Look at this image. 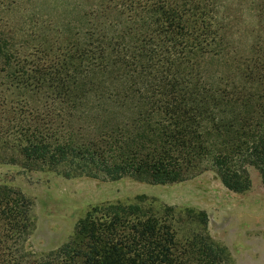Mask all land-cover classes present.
Listing matches in <instances>:
<instances>
[{
  "label": "trees",
  "instance_id": "obj_1",
  "mask_svg": "<svg viewBox=\"0 0 264 264\" xmlns=\"http://www.w3.org/2000/svg\"><path fill=\"white\" fill-rule=\"evenodd\" d=\"M218 7L79 0L75 18L0 30V162L151 184L211 170L234 193L254 167L264 186V2L243 54ZM34 227L31 202L0 186V264H228L205 213L145 197L91 207L39 258L24 249Z\"/></svg>",
  "mask_w": 264,
  "mask_h": 264
},
{
  "label": "rangeland",
  "instance_id": "obj_2",
  "mask_svg": "<svg viewBox=\"0 0 264 264\" xmlns=\"http://www.w3.org/2000/svg\"><path fill=\"white\" fill-rule=\"evenodd\" d=\"M78 2L0 0V30L18 33L33 29L45 17L75 18ZM218 2L217 21L223 25L227 41L239 53H245L258 29V4L264 0ZM207 69L210 78L216 67L208 65ZM247 170L250 187L243 193H234L211 170L179 183L151 184L132 178L109 181L67 177L0 162V186L19 191L31 202L35 227L24 249L36 258L68 242L75 224L91 207L134 203L145 197L177 210L205 213L207 233L214 244L225 249L228 264H264V186L256 168Z\"/></svg>",
  "mask_w": 264,
  "mask_h": 264
}]
</instances>
